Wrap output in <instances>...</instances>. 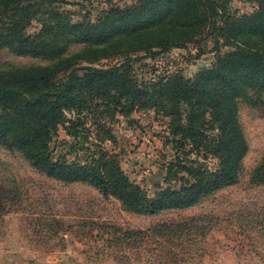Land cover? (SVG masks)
<instances>
[{
  "label": "trees",
  "instance_id": "16d2710c",
  "mask_svg": "<svg viewBox=\"0 0 264 264\" xmlns=\"http://www.w3.org/2000/svg\"><path fill=\"white\" fill-rule=\"evenodd\" d=\"M251 1L258 7L242 15L231 13L230 0H136L75 19L63 0H0V49L47 61L0 65V146L21 152L49 177L90 184L137 214L191 208L238 184L250 150L240 103L264 111V0ZM34 22L40 27L31 32ZM208 38L218 55L195 78L175 72L148 81L134 70L140 53L156 58L197 44L196 57L201 58L207 50L199 43ZM224 47L228 50L221 53ZM122 57L118 65L96 66ZM138 108L164 113L170 118L174 147L187 155L204 152L205 158L218 159L217 167L199 158L190 163L178 159L175 177L184 182L150 197L127 176L115 155L91 148L79 155L82 139L90 136L91 114L100 110L111 118L129 117ZM94 123L107 125L100 118ZM60 127L74 139L67 142L66 154H56L52 145ZM103 132V139L114 138L109 130ZM253 181L264 183V159ZM10 194L0 185V212ZM181 229L162 223L153 232L177 236L185 231Z\"/></svg>",
  "mask_w": 264,
  "mask_h": 264
},
{
  "label": "rangeland",
  "instance_id": "374dc122",
  "mask_svg": "<svg viewBox=\"0 0 264 264\" xmlns=\"http://www.w3.org/2000/svg\"><path fill=\"white\" fill-rule=\"evenodd\" d=\"M63 1V7L80 19L95 17L98 9L111 4L127 6L136 0ZM229 7L231 13L242 15L253 13L258 5L251 0H230ZM39 27L34 22L30 31ZM199 45L207 50L201 58L196 57L197 44L173 48L156 58L140 53L135 56L142 58L134 63V70L148 81L175 72L195 78L210 68L218 55L211 51V38ZM227 50L224 47L221 53ZM123 60L104 59L96 66L110 67ZM5 63L47 61L0 49V65ZM104 113L97 110L90 115V136L82 139L79 155L90 148L115 155L127 176L150 197L184 182L175 177L180 171L178 159L190 163L189 159L199 158L212 169L219 163L214 157L205 158L204 152L187 155L177 150L170 118L154 108H138L129 117L117 114L111 118ZM99 118L106 121V127L94 123ZM240 119L250 145L240 182L191 208L158 214L127 211L118 199L104 197L94 186L56 180L34 168L21 152L0 146V185L11 191L5 210L0 212V264H264V183L253 181L254 170L264 159V111L242 101ZM103 130H109L114 138L103 139ZM73 141L60 127L52 144L54 152L66 154L67 142ZM162 223L185 231L177 236L154 235L153 228ZM138 231L147 233L134 234Z\"/></svg>",
  "mask_w": 264,
  "mask_h": 264
}]
</instances>
